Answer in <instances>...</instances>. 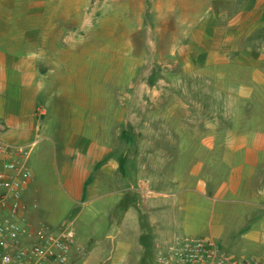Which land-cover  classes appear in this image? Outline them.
<instances>
[{
    "label": "rangeland",
    "instance_id": "374dc122",
    "mask_svg": "<svg viewBox=\"0 0 264 264\" xmlns=\"http://www.w3.org/2000/svg\"><path fill=\"white\" fill-rule=\"evenodd\" d=\"M165 4L166 0H30L40 31L39 70L46 104L56 121L67 124L70 119L76 130L109 143L116 150L115 160L124 156L128 184L137 189L147 185L170 196L161 200L182 222V240L211 239L236 260L264 259L261 243L250 239L263 230L250 223L252 212L260 219L259 211H252L243 197L228 203L213 199L228 170L221 151L213 152L201 141L218 134L211 128L218 104L210 84L184 82L180 67L170 65V52L160 42L164 27L150 14L156 8L164 10ZM32 172L29 198L23 201L36 228L73 232L78 250L71 264H154L155 239L137 262L115 229L100 225L101 217L84 218L74 211L53 161L44 160ZM179 196L184 197L183 216L176 205ZM112 202L102 193L91 208L99 214Z\"/></svg>",
    "mask_w": 264,
    "mask_h": 264
},
{
    "label": "crops",
    "instance_id": "0c3cea01",
    "mask_svg": "<svg viewBox=\"0 0 264 264\" xmlns=\"http://www.w3.org/2000/svg\"><path fill=\"white\" fill-rule=\"evenodd\" d=\"M29 2L0 0V143L28 148L37 142L28 161L31 172L44 160L53 161L74 211L84 218L101 217L100 225L115 229L138 262L151 240L168 244L180 238L182 222L165 199L149 201L127 183L124 156L115 160L109 143L76 130L70 119L56 121L46 104L40 31ZM150 14L164 27L160 42L170 52V65L184 72V82L212 86L218 105L211 128L218 134L201 144L221 151L228 170L213 199L228 203L243 197L252 211H259L260 221L255 212L249 219L263 230L250 239L264 251V0H166L164 10ZM102 193L113 202L97 214L91 203ZM176 205L183 216L184 197H177ZM23 220L35 227L34 215Z\"/></svg>",
    "mask_w": 264,
    "mask_h": 264
},
{
    "label": "built area",
    "instance_id": "2783aa9c",
    "mask_svg": "<svg viewBox=\"0 0 264 264\" xmlns=\"http://www.w3.org/2000/svg\"><path fill=\"white\" fill-rule=\"evenodd\" d=\"M37 144L13 148L0 143V264H71V255L78 250L70 229L52 232L24 224L29 209L23 200L33 180L28 161ZM139 192L145 199L171 198L147 185ZM154 253V264H264L260 258L236 260L211 239L178 238L157 244Z\"/></svg>",
    "mask_w": 264,
    "mask_h": 264
}]
</instances>
